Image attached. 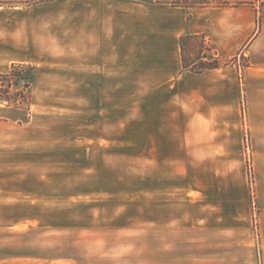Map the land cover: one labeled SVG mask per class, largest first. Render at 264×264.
Listing matches in <instances>:
<instances>
[{
  "label": "crops",
  "instance_id": "crops-1",
  "mask_svg": "<svg viewBox=\"0 0 264 264\" xmlns=\"http://www.w3.org/2000/svg\"><path fill=\"white\" fill-rule=\"evenodd\" d=\"M172 1L0 0V73L30 64L35 81H77L79 114H96V133L117 126L116 81H141V113H125L126 132L144 135L143 165L152 169L143 181L165 199L143 224L141 264H264V0ZM185 34L232 61L184 67ZM107 84L110 93H100ZM37 149L32 117L0 119V264H55L27 185ZM114 254L90 264H118Z\"/></svg>",
  "mask_w": 264,
  "mask_h": 264
},
{
  "label": "rangeland",
  "instance_id": "rangeland-1",
  "mask_svg": "<svg viewBox=\"0 0 264 264\" xmlns=\"http://www.w3.org/2000/svg\"><path fill=\"white\" fill-rule=\"evenodd\" d=\"M184 53L186 63L194 62L192 68H196L200 40L187 38ZM212 53L217 54L215 50ZM220 59L222 65L233 58ZM13 65H18L20 72L9 79L0 78V94L6 92L7 81H12L9 90L15 100L0 102V119L23 124L32 117L37 126L38 162L36 167L32 165L33 175L27 185L30 182L32 202L35 192L37 196L38 211L32 216L38 220V237L53 239L55 264H90L109 251L115 253L118 264H141L143 224L157 216L152 207L165 200L158 198L152 183L149 194L147 178L143 181V173L152 169L143 165L144 135L126 132L131 128L125 113H141V81H116L117 126L111 133L109 128L96 133V114L88 110L85 115L79 114L77 81H35L33 66ZM26 74H30L27 86L22 77ZM110 90L107 84L100 93L108 95ZM93 94L94 88L87 87V105ZM247 176L249 180L248 172ZM183 199L188 201L187 197Z\"/></svg>",
  "mask_w": 264,
  "mask_h": 264
},
{
  "label": "trees",
  "instance_id": "trees-1",
  "mask_svg": "<svg viewBox=\"0 0 264 264\" xmlns=\"http://www.w3.org/2000/svg\"><path fill=\"white\" fill-rule=\"evenodd\" d=\"M231 1L230 0H224L222 4H229ZM170 4L172 5H179V6H204L208 4H212L209 0H192V1H187V0H173ZM194 37L199 39L196 36H192L189 34H185L181 37L180 43L181 47L184 50V44L185 40L187 38ZM212 47L210 43L205 42L204 39L200 40V56H199V61L196 63V68H192L193 70L199 72L202 71L206 68H217L221 65V60L220 57L215 56L214 53H210ZM183 65L184 67H188L189 65L186 63L184 56H183ZM18 65H13L10 70L7 73L0 74V78H6L9 79L10 77L14 76L16 72H20L18 69ZM24 81L23 84L27 86L30 82V74H26L22 76ZM12 81H7V84L5 88L7 89L6 92H2L0 94V102H10L11 100H15V98L10 95V90L9 88L11 87Z\"/></svg>",
  "mask_w": 264,
  "mask_h": 264
},
{
  "label": "built area",
  "instance_id": "built-area-1",
  "mask_svg": "<svg viewBox=\"0 0 264 264\" xmlns=\"http://www.w3.org/2000/svg\"><path fill=\"white\" fill-rule=\"evenodd\" d=\"M217 57H219L217 54H215ZM246 149H247V172H248V175H249V185H250V189H251V195H252V198H253V219H254V229H255V232H256V236H257V239L259 237L258 235V221H257V218H256V211H257V206H256V202H255V199H254V194H255V190H254V181H253V169H252V161H251V158H250V155H249V139H248V132L246 133Z\"/></svg>",
  "mask_w": 264,
  "mask_h": 264
}]
</instances>
